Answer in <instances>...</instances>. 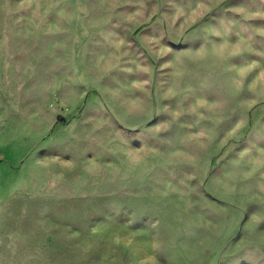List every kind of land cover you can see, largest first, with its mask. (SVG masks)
Here are the masks:
<instances>
[{"label": "rangeland", "instance_id": "1", "mask_svg": "<svg viewBox=\"0 0 264 264\" xmlns=\"http://www.w3.org/2000/svg\"><path fill=\"white\" fill-rule=\"evenodd\" d=\"M0 264H264V0H0Z\"/></svg>", "mask_w": 264, "mask_h": 264}]
</instances>
